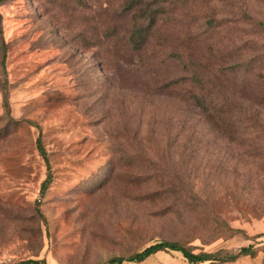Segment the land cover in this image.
Masks as SVG:
<instances>
[{
    "label": "rangeland",
    "instance_id": "1",
    "mask_svg": "<svg viewBox=\"0 0 264 264\" xmlns=\"http://www.w3.org/2000/svg\"><path fill=\"white\" fill-rule=\"evenodd\" d=\"M204 97L231 102V124ZM162 241L264 264V0L0 1V264Z\"/></svg>",
    "mask_w": 264,
    "mask_h": 264
},
{
    "label": "trees",
    "instance_id": "2",
    "mask_svg": "<svg viewBox=\"0 0 264 264\" xmlns=\"http://www.w3.org/2000/svg\"><path fill=\"white\" fill-rule=\"evenodd\" d=\"M0 1H5V0H0ZM127 5L129 6L128 8H132L134 10L135 9L134 7H137L139 4L130 5V3H128ZM147 6L148 7H146L144 10H139V15L137 16L138 21L143 22L145 21V19L148 20L147 25H142L145 26V28L139 27V29L136 32L137 37L140 38V45L146 42L149 31L151 30V28L155 23L154 14L150 13L148 9L149 5ZM135 37L136 36L133 33L131 39H134ZM208 99L206 97L196 98V104H197L196 107H198L200 112L206 117V119H208L210 122H213L214 125H217L218 127L219 125L225 126L224 123L226 122V120L229 122L230 115L232 114L233 111L231 102H229L227 99H221V100H215V99L208 100ZM229 124L231 123L229 122ZM37 144H38L39 153L43 158L47 169H49L46 153L44 152V149L40 145V140L37 142ZM49 181H50V177L48 176L42 183L41 191H44L47 188ZM160 252L180 253L189 264H201L212 260L218 261L216 259H211L205 253H192L191 251L183 248L177 243L162 241L149 245L148 247L144 248L142 251L137 252L131 256L112 258L105 264H122L124 262L141 263L146 259H148L149 257ZM249 254H250V248H242L238 251L236 255L230 256L229 258H222V260L220 261L231 262L234 261L238 256H242V255L244 256ZM19 264H46V263L43 260H27L20 262Z\"/></svg>",
    "mask_w": 264,
    "mask_h": 264
}]
</instances>
